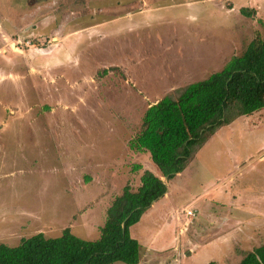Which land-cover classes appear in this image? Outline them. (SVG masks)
I'll return each mask as SVG.
<instances>
[{"label": "rangeland", "instance_id": "rangeland-1", "mask_svg": "<svg viewBox=\"0 0 264 264\" xmlns=\"http://www.w3.org/2000/svg\"><path fill=\"white\" fill-rule=\"evenodd\" d=\"M256 34L264 0H0V244L99 238L113 198L139 186L132 166L154 173L127 149L149 101ZM241 122L161 178L166 193L130 227L140 264H238L264 245V109Z\"/></svg>", "mask_w": 264, "mask_h": 264}, {"label": "trees", "instance_id": "trees-1", "mask_svg": "<svg viewBox=\"0 0 264 264\" xmlns=\"http://www.w3.org/2000/svg\"><path fill=\"white\" fill-rule=\"evenodd\" d=\"M239 11L247 18L254 13ZM263 109L264 37L256 34L242 54L228 57L219 71L175 89L145 110L127 149L146 154L154 173L140 164L132 166L139 186L132 190L125 184L113 198L99 238L84 240L69 229L54 238L38 233L21 238L16 246L0 244V264H139L141 247L130 227L166 193L161 178L169 181L182 173L219 128ZM238 264H264V245L245 253Z\"/></svg>", "mask_w": 264, "mask_h": 264}, {"label": "crops", "instance_id": "crops-1", "mask_svg": "<svg viewBox=\"0 0 264 264\" xmlns=\"http://www.w3.org/2000/svg\"><path fill=\"white\" fill-rule=\"evenodd\" d=\"M246 1V3H249V4H251L252 2H254V0H245ZM242 7H244V6H242ZM225 10H227V11H233L234 9L232 8V9H228V8H224ZM241 9V8H240ZM239 9V10H240ZM234 12H235V10H234ZM237 12L238 13H240V11H238L237 10ZM146 14V12H143V14L142 15H145ZM129 18H131V17H129ZM108 25H109V23H107ZM196 28H194L193 30H195ZM207 56H208V63L207 64H205L206 66H203L205 69H208V70H210V69H213V71H206V72H201V71H203V69L204 68H201L200 69V72H201V74H200V76L199 77H197V78H195V77H192V79H189V80H185V81H183V82H181L182 84L181 85H179V84H174V82L172 81V80H166L167 82H165L164 84L166 85V90L163 92V94H162V96H160V97H158V98H156V99H154V100H152V101H149L150 102V105H152V104H154V103H156L159 99H161L164 95H166V94H170V93H172L175 89H177V88H181V87H183V86H186V85H188V84H190V83H193V82H196V81H198V80H201V79H204V78H206L209 74H211L212 72H215V71H219L220 69H221V67L224 65V63H225V61L227 60H224L223 59V62L221 63V59H222V54H221V51L219 50V51H213V53H208L207 54ZM181 71H186V70H190V69H180ZM167 83V84H166ZM133 86H136V87H138L139 85H137V83L134 81V83H133ZM140 87V86H139ZM138 89V91L139 92H142L141 94H142V97L143 96H145V97H147V99L149 100V94H152V93H149V92H144L142 89H139V88H137ZM155 97H157L158 95H154ZM249 117V116H248ZM247 119V117H241V118H238L237 120H235L234 122H232L231 124H229V125H227L226 127H229V126H234L235 124H237V123H241V125H242V120H246ZM245 126H247V125H245ZM245 126H243V127H245ZM225 127V126H224ZM222 128V127H221ZM221 128H219V129H221ZM217 130L215 133H214V135L212 136V137H214V136H216L217 135V133L220 131V130ZM208 142V141H207ZM206 142V143H207ZM205 143V144H206ZM204 144V145H205ZM187 169V168H186ZM185 169V170H186ZM184 170V171H185ZM181 174V173H180ZM179 174V175H180ZM141 263V255H140V262H139V264Z\"/></svg>", "mask_w": 264, "mask_h": 264}]
</instances>
